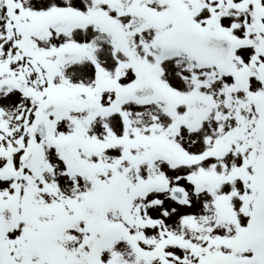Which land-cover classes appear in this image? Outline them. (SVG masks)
Wrapping results in <instances>:
<instances>
[{"label": "snow or ice", "instance_id": "1", "mask_svg": "<svg viewBox=\"0 0 264 264\" xmlns=\"http://www.w3.org/2000/svg\"><path fill=\"white\" fill-rule=\"evenodd\" d=\"M0 264H264V0H0Z\"/></svg>", "mask_w": 264, "mask_h": 264}]
</instances>
